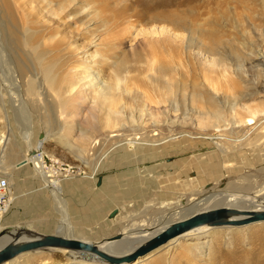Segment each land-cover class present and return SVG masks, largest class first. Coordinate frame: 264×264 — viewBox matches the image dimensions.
<instances>
[{
  "label": "rangeland",
  "instance_id": "1",
  "mask_svg": "<svg viewBox=\"0 0 264 264\" xmlns=\"http://www.w3.org/2000/svg\"><path fill=\"white\" fill-rule=\"evenodd\" d=\"M31 1L39 18L48 17L38 19L27 6ZM0 4L8 6L5 18L16 21L8 28L21 40L0 57V132L9 142L0 158L9 193L1 236L16 230L54 235L65 222L81 240L100 242L131 224H169L210 208L201 200L229 193L231 184L251 189H235L242 194L264 184V0ZM62 5L59 17L49 16ZM17 60L39 77L29 91L19 86L25 106L13 104L17 90L5 75ZM38 60L44 61L41 69ZM92 61L106 82L122 78L114 107L95 104L87 86L84 103L65 102L72 93L62 75L72 63ZM52 66L53 84L44 74ZM75 110L77 117L69 118ZM111 112L112 128L106 125ZM27 131L31 146L45 151L44 170L64 191L67 221L28 161ZM215 134L221 138L212 140ZM104 180H111L114 195L103 193ZM160 255L166 257L162 264H264V223L214 230ZM19 261L71 263L61 251Z\"/></svg>",
  "mask_w": 264,
  "mask_h": 264
},
{
  "label": "bare ground",
  "instance_id": "2",
  "mask_svg": "<svg viewBox=\"0 0 264 264\" xmlns=\"http://www.w3.org/2000/svg\"><path fill=\"white\" fill-rule=\"evenodd\" d=\"M67 1H69V0H67ZM32 2L33 1H31L30 3H27V6L30 5V10L33 11L35 16L38 19L47 18L48 16L39 18V16H38L39 14L35 11V5ZM49 4L52 5V2H50ZM54 6H53V8L50 9L51 14H49V16H52V17L58 16L59 17L60 13H62L64 11L63 10L64 6L63 5L58 6L59 12L55 9ZM7 8H8V6L4 4L3 9H2V6L0 4V57L1 58L4 55V52H6L5 48L12 49L14 47L15 49H17V48H19L18 44L21 42L20 38L17 36V33L13 29L8 28V26L9 27L14 26L16 21L14 18H11V17L5 18L6 16L9 15V11ZM2 29H3V32H2ZM4 29H5V32H4ZM2 35L8 39V41H7L8 47L4 43L3 39L1 38ZM76 50H77V48L75 47L72 50V52L76 51ZM91 59H93V57H91ZM84 60L87 61L88 59L87 60L84 59ZM17 61H16V64L14 63L15 66L13 65L14 66L13 68L15 69V71L13 69H11V67L7 66V72L5 71V75H7L9 77L10 81L14 82L13 85H11L12 82H11V84H8V85H11V88H14L13 91L17 90V93H16L17 100L15 98V101H13V104H16V106H25L26 104H25L24 99L22 98V95L20 96L18 94V92H20L19 86L21 88H23L25 86V91H26L32 83L36 82L38 74H33L34 72L32 74H30L29 69L26 66L21 65L19 63V60H17ZM39 62H40V64L38 65V68L41 69L44 61L40 60ZM93 62L94 61H92V63L90 65L87 64L86 62L72 63V64H70V68L66 71V73L62 75L63 77L60 81H63V82L65 81L64 82L65 86L67 85V87L71 90V93H72V96H70L71 98H69L65 102H69L71 104H72V102L74 104L77 102L84 103L85 99H86L84 87L86 88V86H87L89 88V90L94 94L95 104L102 103V104H105L106 107H108V108L114 107L116 105L118 99H119L118 97H116L115 93L117 92V86H119V83L122 82V78H119V76L114 75L113 80L106 82V80L99 77L98 73L94 72L95 70H93ZM50 68L51 69L45 68L44 74H45L46 78L48 79V81L50 80V82L53 84L55 78H51L50 76L52 74V71H54V69H53V66ZM79 70H81L83 73H85V75H86L85 77L88 80H90V81H88L87 84H84V82H83V80H85L86 78L84 79V77L83 78L77 77L78 75H76V74H77V71L79 72ZM64 71L65 70L63 69L62 72H64ZM23 80H26V81H25L24 85L22 86ZM60 85H61V82H60ZM5 87H6V85H5ZM33 87L35 88V86H33ZM30 88H31V86L29 87V89ZM29 89H28V91H29ZM2 91L6 92V90H4V89ZM4 95H5V93H4ZM1 96H3V95H1ZM113 113L114 112H111L110 115L107 114V116H106V125H107V127H110V128H112V126H113V121H112V119H113L112 114ZM76 115H78L77 110H75V112H73V113L70 112L68 114L69 118H73L74 116L76 118L77 117ZM216 115L220 119V117L217 113H216ZM252 115H253V113H252ZM26 121H29V120L26 119ZM248 122H250V121H246V119H243V120L239 119L238 120V123H241V124H246ZM27 129L29 130V127H27ZM262 130H264V128ZM30 133L31 132L27 133V135H28V137H27V139H28L27 140V151H28L27 158H28V161L31 162L35 166V170L37 172V175H39V178L43 181L44 188H46L48 191H50V193L53 197V200H54L55 204L57 205L58 211L63 215L65 221H67L68 219H67L66 203L62 198V193L64 191L62 192L61 185H60L59 181L56 180L53 175L48 174L49 170L48 171L44 170L46 168V166H44V161H43V156L46 155L45 151L39 153L38 149L31 146V144L29 142L30 141V139H29ZM83 138H85V137L83 136ZM215 138L217 140V139H220L221 136L218 134H215V135H213V138H211V139L215 140ZM129 141L130 142L128 143L129 144L128 147H129V149H133L134 148L133 146L135 144L131 142L132 140H129ZM215 143L217 145L221 146V144L219 142H215ZM8 144H9V142H8L7 135L5 134V132L4 133L0 132V150L4 151L3 155L0 154V158H2V156L3 157L5 156V154H6L5 149H7ZM119 147H121V146H119ZM221 147L223 148V146H221ZM263 160H264V156H263ZM229 189L231 190L229 193L225 192L226 194L221 193V195L220 194H215V195L212 194V195L208 196L206 199L201 200L204 202L210 201L212 203V206L210 208H206L204 210L212 209V208H216V207H232V208H238V209H244V210H263L264 209V205L261 204V203H263V199L261 196L264 195V184L259 186L255 191L252 192V194H247V193L242 194L240 192H235V189H242V191H245V192L250 191L251 189H249L248 187H245V185L241 186L239 184L238 186H235V184H231V188L229 186ZM149 208H150V206H147L146 210ZM180 211H184V210H180ZM112 216H114V214ZM187 216H188V214H187ZM183 218H185V217L183 215H181L180 219H183ZM259 223H263V222H259ZM1 224H2V222H1ZM1 224H0V226H1ZM254 224H257V223H254ZM167 225H168V222L164 223V224L160 223V224H154V225H151V224L146 225V223H143V222L139 223L137 225L131 224V225H128V227H126L122 232L118 233L117 235H114L113 237H111L109 239L106 238V239L101 240L100 242H90V241H86V240H81L79 237H77V235H75L74 232L70 230L71 229V228H69L70 226L64 222V225H62V227H61V232L58 234H54V235L63 237L65 239L78 240V241H81L84 243L91 244L98 251L106 253L108 255L121 256V255H125V254L131 253L132 251H134L140 243H142L143 241H145L147 238L151 237L152 235L162 231ZM248 225H251V224L241 225L240 228L244 229ZM240 228L237 226H234L232 224H226V225H221V226L203 225V226L191 229L187 232L180 234L179 236H177V237L173 238L172 240H170L169 242H167L165 245L161 246L160 248L154 250L153 252L147 254L144 257H140V258L136 259L135 261H133L130 264H141L142 259H145V258H152V260L148 264H162L166 260L165 259L166 257L164 258L160 254L166 253V255H167L169 251L180 246L182 244V242H184L185 240L199 239L203 235H207V234L211 233V231L218 230V229L233 230V229H240ZM2 229L3 228H0V231ZM23 232L24 231L18 232L16 230V232L9 233V235H7V236H1L0 235L1 236L0 237V249L9 241H12L15 235H21L22 238L28 239L27 236L21 234ZM57 251H61V253L63 255H65L67 258H69L71 261L70 264H110L107 261L101 259L95 253L83 251V250L62 248V247H46V248L36 249V250H32V251H27V252L21 253L20 255L14 257L13 259H11L9 261L2 263V264H20L19 259H21V257H23L25 255H32V254H36V253H46V252L49 253V252H57Z\"/></svg>",
  "mask_w": 264,
  "mask_h": 264
},
{
  "label": "water",
  "instance_id": "3",
  "mask_svg": "<svg viewBox=\"0 0 264 264\" xmlns=\"http://www.w3.org/2000/svg\"><path fill=\"white\" fill-rule=\"evenodd\" d=\"M259 222L264 223V209L244 210L232 207L207 209L169 223L162 231L140 243L134 251L121 256L108 255L98 251L93 245L78 240L65 239L57 235H34L24 231L21 234L28 235V239L22 238L21 235H15L12 241H9L0 249V264L13 259L21 253L46 247L88 251L95 253L110 264H130L136 259L160 248L180 234L203 225L221 226L232 224L241 226Z\"/></svg>",
  "mask_w": 264,
  "mask_h": 264
},
{
  "label": "built area",
  "instance_id": "4",
  "mask_svg": "<svg viewBox=\"0 0 264 264\" xmlns=\"http://www.w3.org/2000/svg\"><path fill=\"white\" fill-rule=\"evenodd\" d=\"M9 193L8 182L4 176L0 175V224L8 208Z\"/></svg>",
  "mask_w": 264,
  "mask_h": 264
},
{
  "label": "crops",
  "instance_id": "5",
  "mask_svg": "<svg viewBox=\"0 0 264 264\" xmlns=\"http://www.w3.org/2000/svg\"><path fill=\"white\" fill-rule=\"evenodd\" d=\"M111 180H104L102 181V184L100 183L99 186H102L103 187V193L106 195V196H109V193H112V195H114V188L110 186L109 183ZM109 182V183H108ZM64 188L68 187V183H65V185L63 186ZM106 191V192H105ZM112 215V214H111Z\"/></svg>",
  "mask_w": 264,
  "mask_h": 264
}]
</instances>
